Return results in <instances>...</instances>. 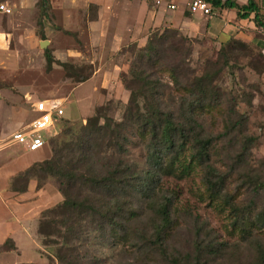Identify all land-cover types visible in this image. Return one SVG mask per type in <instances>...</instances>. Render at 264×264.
Listing matches in <instances>:
<instances>
[{"label":"rangeland","instance_id":"374dc122","mask_svg":"<svg viewBox=\"0 0 264 264\" xmlns=\"http://www.w3.org/2000/svg\"><path fill=\"white\" fill-rule=\"evenodd\" d=\"M254 1L260 4L263 0ZM113 2L105 4L107 11L104 13L103 8V26L98 29L95 28L98 7L87 0H0V4L8 5L11 10L10 14L0 15V28L8 34V48L0 53V107L8 116L5 119L7 129L0 138V153L11 146L3 155L26 152L20 145L12 144L11 138L15 133L27 131L36 117L32 110L33 102L57 98L65 103L63 118L46 133L48 141L44 149L22 153L19 165L16 164L13 170L36 156H41L42 160L51 158L56 140L61 139L67 129H80L102 106L111 107L110 115L120 121L130 97L121 77L131 80L132 73L139 72L141 49L146 47L150 37L156 35L166 38L165 44L159 48L161 70L146 69L147 73L151 72L164 84L170 85L172 89L167 93L174 92L175 95L191 86L200 76L212 77L214 87L225 95L224 105L215 109L214 100L209 101L208 114L201 118L202 123L210 133L217 135L224 131L223 114L232 110L246 114L249 117L247 135L258 138L247 163L258 169L264 161V51L259 45L264 44V31H256L255 39L260 41L256 44L253 35H250L249 42L235 37L220 39L214 29L206 33L196 29L189 32L177 28L148 29L147 14L134 6L132 0ZM151 8L149 5L148 10ZM172 14H167L170 21L174 19ZM221 14L220 11L218 15ZM44 41L49 42L47 49L41 47ZM46 51L51 52L55 60L51 68H48ZM62 63H68L69 68L65 70ZM172 69L180 82L178 88H184L176 92L167 74ZM80 77L84 80L80 81ZM240 145L239 138L232 142L226 139L213 149L212 163L221 173H231ZM128 147L126 159L137 163L140 170H146L143 144L131 137ZM205 173L203 169L185 181L171 178L164 181L165 188L175 194L178 208L186 210L178 220L179 227L172 230L169 252L171 255L192 253L195 228L199 222L206 225L205 238L215 236L230 243L227 264H248L254 255L253 247L244 243L240 234H231L227 230L226 214H220L208 199L203 201L200 198L205 190L202 182ZM248 173L240 170L232 174L227 190L238 193L236 188L242 181L240 178ZM32 193L36 195L30 193L20 197L13 192L8 194L7 203L20 201V207H11L0 201V264H60L55 258V248H45L38 233L42 212L63 200L59 183L49 178L40 190L35 186ZM239 193L241 200L248 204L250 194L243 190ZM258 199L255 214L264 208V191ZM137 209L140 210L138 205ZM197 216L198 221L195 219ZM7 221L17 225L12 231L18 238V246L15 239H11L20 250L3 248L7 239L4 234L9 228ZM151 221L150 213L143 214L141 220L132 225L123 243L114 244L113 238L111 244L114 247H94L95 255L89 259L88 255L83 264H161L154 256L157 254L150 249L153 240L150 237ZM260 239L264 241V235L255 233L250 244L255 245Z\"/></svg>","mask_w":264,"mask_h":264},{"label":"trees","instance_id":"16d2710c","mask_svg":"<svg viewBox=\"0 0 264 264\" xmlns=\"http://www.w3.org/2000/svg\"><path fill=\"white\" fill-rule=\"evenodd\" d=\"M212 3L236 11L240 20H252L256 26L264 27L260 9L253 0L245 6L232 0ZM165 42V36L150 37L141 49L139 72L132 73L131 80L121 77L130 97L120 121L110 115L111 107L98 108L80 129H67L56 140L51 158L35 162L11 182V190L21 194L28 191L31 183L40 190L49 178L58 181L63 200L42 212L38 233L45 248H55L60 264H83L95 255L94 247H114L113 238L114 244L123 243L132 225L146 213H150L152 220L150 249L157 254L154 256L159 263L227 264L230 243L215 236L205 238L206 225L199 222L193 252H169L172 230L179 227L178 220L186 210L178 208L175 194L165 188L164 181H185L203 169L205 190L200 198L208 199L220 214H226L227 230L240 234L242 241L253 247L254 255L248 264H264V241L250 244L253 234L264 235V208L255 214L258 198L264 191V161L258 169L247 163L258 141L257 137L247 135L249 117L232 110L222 116L224 131L210 133L201 118L208 114L209 101L214 100V108H220L225 95L214 87L212 77L204 75L179 95L167 93L172 89L170 85L146 71L161 70L159 48ZM46 59L51 68L55 61L51 52L46 51ZM62 67L67 70L69 64L62 63ZM167 74L175 92L184 89L178 88L180 82L174 69ZM131 137L143 144L146 170L126 159ZM238 138L241 145L232 171L223 174L212 163V151L220 141ZM240 170L249 173L240 178L238 193H232L227 190L229 177ZM240 190L250 194L248 204L241 200ZM195 219L198 221L199 217ZM3 248L17 250L11 238L6 239Z\"/></svg>","mask_w":264,"mask_h":264},{"label":"crops","instance_id":"0c3cea01","mask_svg":"<svg viewBox=\"0 0 264 264\" xmlns=\"http://www.w3.org/2000/svg\"><path fill=\"white\" fill-rule=\"evenodd\" d=\"M112 1L115 2V0H87V2H90V4H93L96 7H98V9H97L98 11H96L98 21H97V23H95V28L99 29L101 26H103V24H102L103 8L105 10L104 11V13H105L107 11V8H105V4L106 3L112 4ZM232 1H234L236 4H238L240 6H245V5H248L250 0H236V1L232 0ZM131 3L134 6L136 5V7L140 8V10L144 14H147L146 27L148 29L150 27L151 28L154 27L157 29L177 28L183 32H189L190 29H194V30L196 29L200 33L201 32L206 33L208 30L214 29L215 33L218 35V37L220 39H226L228 37H235V38L241 39V40L246 39L247 42H249V40H250V35H253L254 36L253 39L256 40L255 38H256V35L258 34L257 32L264 31V27H259V28L256 27L252 20L251 21L250 20H240L237 16L236 11H234V10L221 9L220 10L222 13L221 16L217 15L216 17L210 19L208 17L202 16L199 14L193 15L191 13H188L187 10H185L183 8V6H182V8H179L177 11L172 12V11H167L164 9H156L153 7L152 3L148 0H132ZM255 3L257 4V6L260 9V15H261L260 20L264 24V0L260 4L257 2H255ZM4 5L9 8L8 5H6V4H4ZM149 5L153 7V8H151V10H148ZM169 12L173 13L172 15H173L174 19L172 21H170V19L167 17V14ZM186 14H188V16ZM0 15H6V14L0 12ZM219 18H221V19H219ZM252 18H253V16H252ZM100 22H101V24H100ZM170 22H172V25ZM7 36H8L7 32H5V30L0 28V53H3L8 48ZM256 41H257L256 44L260 43V41H258V40H256ZM259 45H260L261 49H263V51H264V44L260 43ZM97 73L98 72H96L95 74H97ZM122 90L124 91V94H126V91L124 89H122ZM121 92L122 91H120V93ZM4 110L5 109L0 107V132L2 131L0 133V138L4 134L3 131L7 129L5 127V125H6L5 119L8 118V116L6 117V112ZM32 110H33V108H32ZM34 115H35V112H34ZM7 122H8V120H7ZM11 147H9L3 153H0V180H1L0 195L5 194L3 197L0 198V201H1V203L4 202L5 204H7L8 206H11V207L12 206L20 207V201H16V200L11 201L10 200L11 203H9V204L7 203V201H8L7 199H9L8 194L10 192H13L11 190V186H10L11 182L14 179V177L17 176L19 173L25 171L30 166H32L35 162H38L42 159H41V156H36L35 158L30 159L25 165H23L21 167L19 166V169L13 170V167H15L16 164L19 165L22 153H26L28 151L25 150L24 147L20 146L26 152L19 153L16 151L15 153H11L10 155L9 154L3 155L4 153L9 152V149ZM22 167H24V168L22 170H20V168H22ZM35 186L36 185L34 183H31L29 185V188H28L29 192L27 191L26 193H24L22 195L20 193H15V192H13V193H15L17 195L20 194L19 195L20 197L28 196V195H30V193L34 194V193H32V190H35ZM32 188H34V189H32ZM34 195H36V193ZM7 225H9L8 233L5 232L4 236L6 235L7 238L13 237L15 239L17 246H18V238L13 233L14 231H12V228H14V226L16 227L17 225L15 223H10L8 221H7ZM20 231H21V229H20ZM21 233L23 234L24 232L21 231ZM0 235H2V234H0ZM17 246H16V248L19 249V247H17Z\"/></svg>","mask_w":264,"mask_h":264},{"label":"built area","instance_id":"2783aa9c","mask_svg":"<svg viewBox=\"0 0 264 264\" xmlns=\"http://www.w3.org/2000/svg\"><path fill=\"white\" fill-rule=\"evenodd\" d=\"M156 9L177 11L183 6L188 13L199 14L208 18L216 17L221 8L213 5L212 0H148ZM0 12L10 14L11 10L0 4ZM36 117L29 124L27 131L13 134L12 144L24 147L28 152H37L44 149L48 138L46 133L56 127L65 113V103L62 99H43L32 103Z\"/></svg>","mask_w":264,"mask_h":264},{"label":"water","instance_id":"95a60500","mask_svg":"<svg viewBox=\"0 0 264 264\" xmlns=\"http://www.w3.org/2000/svg\"><path fill=\"white\" fill-rule=\"evenodd\" d=\"M48 45H49L48 41L41 42V47L44 49H47Z\"/></svg>","mask_w":264,"mask_h":264}]
</instances>
